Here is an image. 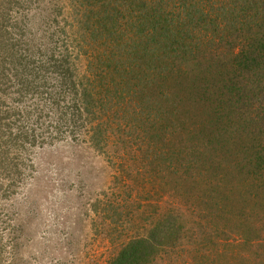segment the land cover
I'll use <instances>...</instances> for the list:
<instances>
[{"label":"rangeland","instance_id":"obj_1","mask_svg":"<svg viewBox=\"0 0 264 264\" xmlns=\"http://www.w3.org/2000/svg\"><path fill=\"white\" fill-rule=\"evenodd\" d=\"M81 2L0 0V264H110L151 230L163 246L148 264H264V154L255 169L243 168L242 158L264 148V81L249 93L254 107L242 118L220 105L229 101L226 90L215 93L238 76L234 63L251 44L247 30H259L251 24L252 3H243L239 17L248 27L247 46L221 36L209 49L218 43L216 66L228 68L192 69L204 78L183 93L150 73V87L132 81L130 109L117 112L100 151L86 122L56 135L54 123L72 112L57 116L46 96L22 97L13 75L26 53L66 50L60 32L74 34ZM103 37L69 49L82 71L94 53L117 51L111 32ZM185 64L191 66L177 58L173 66L182 71ZM52 78L49 89L56 91L58 77Z\"/></svg>","mask_w":264,"mask_h":264},{"label":"trees","instance_id":"obj_2","mask_svg":"<svg viewBox=\"0 0 264 264\" xmlns=\"http://www.w3.org/2000/svg\"><path fill=\"white\" fill-rule=\"evenodd\" d=\"M244 2L252 3L249 15H252L253 19L251 24L260 25L258 31L255 28L252 30L253 27L246 28L243 20L239 18L245 13ZM90 5L93 7L88 8ZM74 12L78 23L75 24L77 29H74V34L68 30L60 32L65 36L63 43L66 44V50L62 48L58 53L53 49L41 55L26 53L21 59L23 64L18 62L20 68L16 72L13 69V75L18 82V93L22 97L43 99L46 96L57 116L72 112L70 118L66 117L63 121L54 123L56 135L62 134L63 127L67 125L76 128L86 122L91 126L93 145L97 150L103 151L105 136L109 135L111 128L118 121L117 112L124 108L130 109V106H127V98H132L135 94L132 81H135L136 85L141 83L150 87L156 76L162 83L172 82L183 93L186 85L192 83L194 86V81L204 78L202 73L192 69L203 68L212 73L220 66H216V63H220V50L216 49L219 44L215 45L213 51L209 50L218 40L226 37L237 38L247 46L249 40L245 28L248 29L247 32H253L250 38L252 45L242 48L238 60L234 63L239 71L238 76L224 79L222 87L215 93L226 90L223 97H227L229 101L223 98L224 102L220 105L239 110L237 116L241 118L248 114V109L254 107L250 103L252 100H249L253 96L249 93L254 91L255 85H261L264 81L258 77L264 73L262 0H83ZM245 17L248 19L247 15ZM259 31L261 37L258 36ZM110 32L116 40L109 42L116 44L114 47L117 51L112 49L109 52L112 55L104 54L105 57L93 52L94 63L87 64V70L82 71L81 65L75 63L79 62L80 58L71 57L68 54L69 49L77 44L82 45L79 47H85L82 40H85L87 47H91L89 39L94 46L100 38H104L105 33ZM86 34L90 36L89 39ZM208 56L212 59L208 60ZM177 58L182 62L188 61L191 66L185 64L188 66H184L186 70H177L173 66ZM228 67L227 63L222 66ZM163 71L166 76L160 74ZM148 73L155 75H150L152 80ZM54 75L58 77L56 91L55 87L49 89L50 84L54 83ZM245 75L248 77L246 80ZM219 79L221 81V77ZM104 81L107 86H104ZM160 91L161 89L155 86V95ZM62 101H67V105L63 107ZM23 109L26 110L27 107ZM229 111L230 117L231 114L235 115ZM217 112L218 110L214 109L215 115ZM129 114L128 110L123 116L129 118ZM230 121L234 122L232 119ZM22 130L24 129L21 128L19 138L26 137ZM13 140L17 139L10 141ZM244 153L242 152L240 157ZM249 153L252 156L248 157ZM249 153L242 157L246 162L243 168L247 167V163L252 165L253 169L260 167L256 162L261 160L260 155L264 154V148L253 147ZM153 234L155 230L150 231L148 240L132 241L133 243L110 264H148L150 259H154L159 247L163 246L162 241L158 242Z\"/></svg>","mask_w":264,"mask_h":264}]
</instances>
